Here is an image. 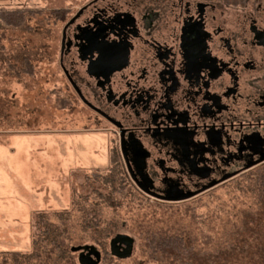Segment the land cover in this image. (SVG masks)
<instances>
[{
  "label": "flooded vegetation",
  "instance_id": "obj_1",
  "mask_svg": "<svg viewBox=\"0 0 264 264\" xmlns=\"http://www.w3.org/2000/svg\"><path fill=\"white\" fill-rule=\"evenodd\" d=\"M76 14L60 68L143 195L185 201L264 162V0H90Z\"/></svg>",
  "mask_w": 264,
  "mask_h": 264
},
{
  "label": "rangeland",
  "instance_id": "obj_2",
  "mask_svg": "<svg viewBox=\"0 0 264 264\" xmlns=\"http://www.w3.org/2000/svg\"><path fill=\"white\" fill-rule=\"evenodd\" d=\"M89 1L0 0V10H32L27 16L26 28H3L0 21V45L4 46L0 54L28 55L33 65V74L24 76L19 84H16L17 77L12 74V69L9 70L12 75L6 71L11 66L4 64L0 68V112L4 115L0 119H5L9 126L41 130L58 128L60 132L52 137L50 133L38 136L41 146L44 138L53 147L45 145L43 150L31 149L32 152L43 151L47 156L45 173L28 174L32 179L24 183L0 181V250L34 252L37 247L33 246V241L38 242L44 237L42 231L47 223L43 220L47 219L48 224L59 231L63 225L67 229L66 249L71 244H93L101 253L109 251L110 238L122 233L109 227L110 222H119L114 214L123 218L134 200L142 198L143 206L194 204L202 215L232 214L242 209L246 214L244 221L236 228L230 225L233 229L227 234L228 241L220 245L215 257L200 252L195 258L199 264H264V200L255 213L247 212L251 204L250 193L245 192V183L239 176L248 170L181 202L157 201L131 187L126 188V193L112 191V187L117 186L115 164L110 158L113 148L118 151L114 133L106 129L111 128L109 123L96 117L77 98L59 63L63 27ZM56 8L69 9L64 21L51 15L50 11ZM15 66L14 70L19 68L18 63ZM57 95L60 100L63 97L69 99L65 108L59 106L61 102L57 101ZM33 141L36 138L32 135L30 144L35 146ZM96 174H100L99 177ZM39 214L44 215L43 218ZM59 218H63L65 224H61ZM121 222L125 224L120 221L119 225ZM96 226L105 229L101 232ZM137 255V244L134 243L130 257L112 259L111 264H133ZM137 258V264L153 263Z\"/></svg>",
  "mask_w": 264,
  "mask_h": 264
},
{
  "label": "trees",
  "instance_id": "obj_3",
  "mask_svg": "<svg viewBox=\"0 0 264 264\" xmlns=\"http://www.w3.org/2000/svg\"><path fill=\"white\" fill-rule=\"evenodd\" d=\"M56 20H63L69 14L68 8H56L50 11ZM28 14H32L30 9H1L0 21L3 28H26V19ZM26 73L33 74V65L29 63ZM61 108H65L68 98L56 97ZM111 162L114 165L116 177L114 181L117 186L112 187V191H125L131 187L138 190L128 179L125 168L120 159L119 153L115 148L111 153ZM99 177L100 174H96ZM245 183V192L250 193V214L255 213L257 207H260L264 200V162L260 166L248 170L242 176ZM124 193V194H125ZM125 198L124 195H120ZM116 198L113 199L115 201ZM132 198H130V201ZM134 204L128 209L127 215L123 218L115 215L116 221H124L125 224L119 225V222H110L117 232L126 233L134 238L137 244V256L144 258L147 262L154 264H199L195 256L202 252L204 256H213L219 251L223 242L228 241L227 234L233 229L230 225L238 227L246 216L242 209H238L232 214L224 215L212 213L207 215L199 214L196 211V205L186 204L182 206L172 205H146L143 206V199L134 200ZM136 204V205H135ZM249 209V208H247ZM243 214V216H242ZM43 218L44 215L41 216ZM61 224L63 218H59ZM42 231L43 238L33 241V246L37 250L31 253H23L19 250H0V264H79L76 252L71 251L72 244L66 249L67 229L63 225L62 230L54 228L48 224ZM98 225L97 223H94ZM99 227L103 232L105 227ZM97 244L99 240L93 238ZM221 242V243H220ZM133 258V264H137L138 258ZM194 258V259H193ZM112 259H117L105 250L101 253V259L98 264H111ZM119 260V259H118Z\"/></svg>",
  "mask_w": 264,
  "mask_h": 264
},
{
  "label": "crops",
  "instance_id": "obj_4",
  "mask_svg": "<svg viewBox=\"0 0 264 264\" xmlns=\"http://www.w3.org/2000/svg\"><path fill=\"white\" fill-rule=\"evenodd\" d=\"M3 47L4 46L0 45V51L4 49ZM12 61H15V64L18 63L19 68L14 70L16 66L14 67L15 64H13ZM29 63L31 62L28 55L16 57L14 52H10L9 54L6 53V55L0 54V68H2L4 64L11 66L10 69L7 67L8 69L6 71L10 74L9 70L12 69V74L17 77L16 84H19V80H22L24 76H30L29 72H24V70L28 68L27 66ZM0 117H4L2 112H0ZM5 121V119H0V181H19L24 183L32 179L28 174L40 173L41 175L45 173L46 161L48 160L47 156L43 151H37L41 156L36 159L35 157L39 154L37 152H32L31 149L43 150L45 149V145L53 147L54 145L48 144L49 142L44 140V138L41 140L44 143L41 146L38 136H40L41 133H50L52 137V135L60 133L59 129H25L21 126H9ZM32 135L36 138V141H33L35 146L30 144ZM42 136L44 137V135ZM34 179L39 180L37 178Z\"/></svg>",
  "mask_w": 264,
  "mask_h": 264
},
{
  "label": "water",
  "instance_id": "obj_5",
  "mask_svg": "<svg viewBox=\"0 0 264 264\" xmlns=\"http://www.w3.org/2000/svg\"><path fill=\"white\" fill-rule=\"evenodd\" d=\"M76 16H77V14L74 15L72 18H70V20L63 27L62 37H61V50H60L61 55H62V49L64 47V41L66 38L65 29H66L68 24L73 22V20L75 19ZM60 60H61V58H60ZM263 159H264V157H261V158L257 159L255 163H258V162L262 161ZM250 166H252V164ZM221 180L211 182V183L207 184L206 186H203L201 188V190H204V189L214 185L215 183H218ZM133 246H134V238L132 236L126 234V233H116L109 240V252L111 255H113L117 258L130 257L132 252H133ZM70 249H71V251L78 253L77 259H78L79 264H98L100 259H101V252L93 244L73 245ZM92 255L94 258H92ZM149 264H153V263H149Z\"/></svg>",
  "mask_w": 264,
  "mask_h": 264
}]
</instances>
